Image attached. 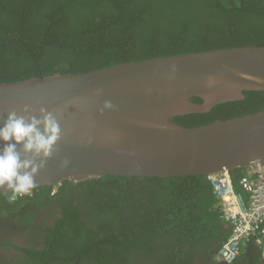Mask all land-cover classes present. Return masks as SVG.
<instances>
[{"label":"trees","instance_id":"1","mask_svg":"<svg viewBox=\"0 0 264 264\" xmlns=\"http://www.w3.org/2000/svg\"><path fill=\"white\" fill-rule=\"evenodd\" d=\"M246 45H264V0H0V81L5 82L54 72H85L160 55ZM244 95L243 100L174 120L184 126H197L264 108V91ZM230 174L235 190L240 192L238 181L245 169L236 168ZM127 186L128 197H124L122 191ZM33 191L34 196H20L15 201L0 194V213L21 210L28 201L40 208L56 199L66 216L51 229L55 233L62 229L70 237L80 230L79 234H85L82 244L92 233L106 238L118 231L132 234L131 240L122 235L102 241L98 248L102 260L109 252H127L125 245L130 242L151 251L157 247L154 244L158 234L174 231L178 239L173 244L182 254L174 264H191L184 254L189 255L193 246L210 238L216 240L211 255L214 262L215 250L230 231L222 218L219 200L203 175L134 177L131 182L123 176L109 175L74 184L65 180L55 187H36ZM77 191H83L78 202L91 206L99 231L81 230L74 224L78 206L72 202L78 200ZM124 215H136L139 224L132 231L121 224ZM53 243L51 240L49 249ZM244 248V256H255L256 264L262 263V248L254 238ZM85 252L95 250L86 248ZM37 257L44 259L40 251ZM150 257L146 259L148 263L152 262Z\"/></svg>","mask_w":264,"mask_h":264},{"label":"water","instance_id":"2","mask_svg":"<svg viewBox=\"0 0 264 264\" xmlns=\"http://www.w3.org/2000/svg\"><path fill=\"white\" fill-rule=\"evenodd\" d=\"M252 91H264V45L167 54L0 81V125L13 111L56 118L60 137L50 157L35 158L43 166L34 188L109 175L206 177L264 165V108L197 126L174 117Z\"/></svg>","mask_w":264,"mask_h":264},{"label":"flooded vegetation","instance_id":"3","mask_svg":"<svg viewBox=\"0 0 264 264\" xmlns=\"http://www.w3.org/2000/svg\"><path fill=\"white\" fill-rule=\"evenodd\" d=\"M239 111H242V109ZM128 187L122 191L124 197H128L126 195ZM71 192L75 193L74 191ZM82 192L77 191L78 200L72 202L73 206H78L74 211L76 213L74 224L81 230L87 228L91 231H99V223L93 215L91 206L86 202H78L83 194ZM30 195L34 196V191ZM91 215L94 217L92 218ZM65 216V210L56 199L48 201L40 208L33 201H28L21 210L1 212L0 264H70V262L72 264H88L89 261L92 264H174L180 261L178 255L182 254L178 252L177 245L173 244V241L178 239L175 237L176 232L174 231H170L166 235L158 234L156 244H154L157 247L150 249L151 251L145 250L142 245L140 247L139 243L132 245L133 243L130 242L125 245L128 248L127 252L123 251L120 254L118 251H114L113 255L109 252L102 256L104 258L102 260L100 256L101 249H98L102 241L113 240L122 235L125 236L124 238L131 240L132 234L129 232L123 234V232L118 231L110 233V237L106 238L92 233L91 238L85 244H82L81 238L85 234H79L81 233L80 230L71 233L70 237L65 236L62 229L57 233L51 230L54 229L57 220L63 219ZM135 216L124 215L120 222L121 224L124 223L123 225H126L129 231H132V228L135 229L139 224ZM51 240L54 243L53 247L49 249ZM215 242L216 240L211 238L209 240L202 239L198 245L193 246L190 254L187 256L184 254V257H187L191 264H226L217 261L215 257H213L214 262L212 261L211 255L213 254ZM164 244L167 245L166 248H164ZM130 246L136 250L131 251ZM187 247L189 248L188 244ZM86 248L95 250V253H86L87 251L83 253ZM26 249L29 251H25ZM30 251L32 252L31 257L28 255ZM39 251L44 255L42 260H38ZM46 251L49 253L46 254ZM94 254L96 256H93ZM149 256L152 260L150 263L146 260L147 257L149 259ZM32 258H35V260ZM231 264H256V259L255 256L248 257L241 254Z\"/></svg>","mask_w":264,"mask_h":264},{"label":"clouds","instance_id":"4","mask_svg":"<svg viewBox=\"0 0 264 264\" xmlns=\"http://www.w3.org/2000/svg\"><path fill=\"white\" fill-rule=\"evenodd\" d=\"M109 105L106 103L105 107ZM42 119L18 116L9 112L0 125V189L9 201L30 195L35 187L34 177L43 166L35 163L50 157L53 146L60 137V127L51 114H43ZM42 126V127H41Z\"/></svg>","mask_w":264,"mask_h":264},{"label":"built area","instance_id":"5","mask_svg":"<svg viewBox=\"0 0 264 264\" xmlns=\"http://www.w3.org/2000/svg\"><path fill=\"white\" fill-rule=\"evenodd\" d=\"M206 180L219 200L223 220L230 226L215 259L233 263L250 238L264 249V165L247 169L238 181L240 192L235 190L232 176L227 172L208 175Z\"/></svg>","mask_w":264,"mask_h":264},{"label":"crops","instance_id":"6","mask_svg":"<svg viewBox=\"0 0 264 264\" xmlns=\"http://www.w3.org/2000/svg\"><path fill=\"white\" fill-rule=\"evenodd\" d=\"M224 223L227 224L225 221H224ZM227 225H228V224H227ZM228 226H229V225H228ZM229 229H230V227H229ZM216 250H217V249H216ZM216 250H215V251H216ZM244 251H245V248L243 249V251H242L241 254H243ZM241 254H240V255H241ZM262 258H263V260H262V263H261V264H264V249H262Z\"/></svg>","mask_w":264,"mask_h":264},{"label":"bare ground","instance_id":"7","mask_svg":"<svg viewBox=\"0 0 264 264\" xmlns=\"http://www.w3.org/2000/svg\"><path fill=\"white\" fill-rule=\"evenodd\" d=\"M248 169V168H247ZM247 169H245V174H246V172H247ZM225 172H227V173H229L230 174V172H228V171H225ZM243 176V175H242ZM241 176V177H242ZM228 224V223H227ZM230 227V226H229Z\"/></svg>","mask_w":264,"mask_h":264}]
</instances>
